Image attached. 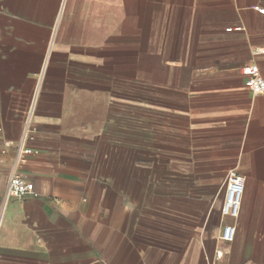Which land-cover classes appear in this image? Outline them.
I'll return each mask as SVG.
<instances>
[{"label": "crops", "instance_id": "crops-1", "mask_svg": "<svg viewBox=\"0 0 264 264\" xmlns=\"http://www.w3.org/2000/svg\"><path fill=\"white\" fill-rule=\"evenodd\" d=\"M257 8L0 0V207L32 104L18 173L35 192L7 205L0 264H264V93L240 73L264 78ZM230 171L244 193L225 219Z\"/></svg>", "mask_w": 264, "mask_h": 264}, {"label": "built area", "instance_id": "built-area-1", "mask_svg": "<svg viewBox=\"0 0 264 264\" xmlns=\"http://www.w3.org/2000/svg\"><path fill=\"white\" fill-rule=\"evenodd\" d=\"M257 11L264 15L263 8H257ZM232 28H226L231 30ZM236 29H240L236 27ZM240 73L244 78L245 87L252 94L264 93V78L262 77L259 67L256 64H247L240 68ZM43 76V71L39 76V81ZM32 113L33 104L29 109L26 120L24 123L22 135L16 146L15 154L12 158L11 169L8 175L7 183L3 192L1 207H0V227L3 221L6 208L10 200L22 198L29 194H35L33 183L24 180L18 173V168L24 158L31 154L33 150L28 147L27 143L33 139L32 135ZM244 193V177L234 171H230L226 175L225 191L220 208V213L223 218L233 219L239 215L241 202ZM236 234V227L229 223L224 222L219 233L220 242L226 244L233 241Z\"/></svg>", "mask_w": 264, "mask_h": 264}]
</instances>
